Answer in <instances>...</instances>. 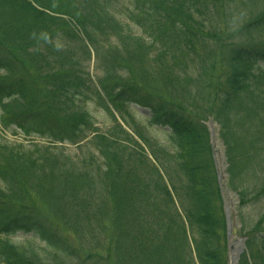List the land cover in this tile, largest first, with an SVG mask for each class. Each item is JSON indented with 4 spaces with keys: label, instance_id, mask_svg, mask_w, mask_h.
Masks as SVG:
<instances>
[{
    "label": "trees",
    "instance_id": "16d2710c",
    "mask_svg": "<svg viewBox=\"0 0 264 264\" xmlns=\"http://www.w3.org/2000/svg\"><path fill=\"white\" fill-rule=\"evenodd\" d=\"M259 34L264 0H0L28 71L0 53V264H92L84 248L106 252L95 264H228L209 118L240 199L239 264H264V210L243 217L264 200ZM29 193L66 231L14 209Z\"/></svg>",
    "mask_w": 264,
    "mask_h": 264
},
{
    "label": "rangeland",
    "instance_id": "374dc122",
    "mask_svg": "<svg viewBox=\"0 0 264 264\" xmlns=\"http://www.w3.org/2000/svg\"><path fill=\"white\" fill-rule=\"evenodd\" d=\"M235 14V13H234ZM233 14V15H234ZM239 15L235 14L233 16V18H237ZM232 24V23H231ZM254 39L256 40H260L264 38V34H259V35H254L253 36ZM10 52H12L10 45L0 36V53L1 55H9ZM14 55V54H13ZM13 55H9L10 57H12V60L15 61V56ZM15 67V71L12 72L15 74V76L17 77V79L21 76H28V71L25 68L24 65H22L21 63H18V61H15L14 64ZM96 74H100V71H98ZM11 75V74H10ZM119 80L122 79H126L127 77L125 75L122 74L121 77H118ZM35 87L36 90L35 92L40 94L41 97H44L45 99H47V105H51L50 102V98L47 94V91L44 87L39 86L38 84L35 83ZM88 109L96 116L97 120L99 121V124H102L103 120L109 118L107 116V114L103 111L98 109L97 107H95L94 104L92 103H88L87 104ZM135 115L138 119H140L143 123L145 122V115H150V111L148 109H143V108H138L136 109ZM214 125H215V129L218 132V136H219V124L216 121H213ZM154 131V133L156 135H158V139L163 142L165 145L170 144L171 141L169 139V136L164 134L163 132H161L160 130L156 129V126H154L152 128ZM7 135L8 138L10 139H19L20 141H23L22 137L20 136H12L10 134V132L4 133ZM218 139L221 140L220 136L218 137ZM219 140V147L217 148V150L222 151L223 152V159H221V166L223 169H221L222 173L225 175L227 174V159H226V154H225V147L222 143V141ZM217 158L220 159V155L217 154ZM227 178L228 176H224L225 182H227ZM231 190V188H229ZM236 194V193H235ZM235 194H225V200H228V203L231 207V222L233 227L236 228V236L241 237L243 235V232H241V226L242 224H240V219L238 218V216H235V214H237V205L239 203V197L236 196ZM27 199H25V201L19 202V201H15L14 203V209H17L19 212L25 213V214H34L33 216L37 217V218H42L45 220H50L51 222H53L54 224H56V227L58 229H62V226L60 225L59 222H57L55 220V218L52 216V214L50 213V210L47 209L44 204L39 200V198L34 194V193H29L27 194ZM264 210V200L256 203V204H250L248 206H246L244 212H243V217L244 220L246 222V225H248V227H250L255 221H256V217L258 215V213L260 211ZM66 230H63L62 232H64ZM68 236L70 237V240L73 243H77L76 239H74L73 237H71L70 234H68ZM85 252H81V258L86 259L89 258L91 260L92 264L98 263V262H108V256L106 254V252L101 253L100 250H96L95 254L90 256V254H88L87 252L90 251L89 248H84ZM107 259V260H105Z\"/></svg>",
    "mask_w": 264,
    "mask_h": 264
},
{
    "label": "water",
    "instance_id": "95a60500",
    "mask_svg": "<svg viewBox=\"0 0 264 264\" xmlns=\"http://www.w3.org/2000/svg\"><path fill=\"white\" fill-rule=\"evenodd\" d=\"M208 125H209V130H210V134H211V143L213 146V154L216 160V166L217 168L220 167L219 162L217 160L216 157V132L214 129V125H213V121L210 119L208 121ZM222 168V166H221ZM218 177H219V181L220 184L222 185V178H223V174L221 173V171H218ZM228 194H231V192L228 191ZM225 212H226V217H227V235H228V248H229V264H238V260L240 258V254L244 251V249L246 248L245 246V239L246 236L243 237H237L236 235V228L233 227L231 225V219H230V208L227 204V202L225 203Z\"/></svg>",
    "mask_w": 264,
    "mask_h": 264
},
{
    "label": "bare ground",
    "instance_id": "6f19581e",
    "mask_svg": "<svg viewBox=\"0 0 264 264\" xmlns=\"http://www.w3.org/2000/svg\"><path fill=\"white\" fill-rule=\"evenodd\" d=\"M215 132H216V130H215ZM216 136H217V133H216ZM219 145H220V143H219V139H218V137H217V139H216V147L218 148ZM218 153L221 154V151L218 150ZM220 154H219V155H220ZM220 159H221V158H220ZM220 159H219V162H220ZM230 208H231V207H230Z\"/></svg>",
    "mask_w": 264,
    "mask_h": 264
}]
</instances>
